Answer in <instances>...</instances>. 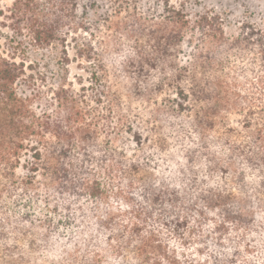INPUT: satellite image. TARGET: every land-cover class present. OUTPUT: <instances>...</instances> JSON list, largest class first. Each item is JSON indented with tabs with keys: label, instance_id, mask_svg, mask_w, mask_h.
I'll list each match as a JSON object with an SVG mask.
<instances>
[{
	"label": "trees",
	"instance_id": "trees-1",
	"mask_svg": "<svg viewBox=\"0 0 264 264\" xmlns=\"http://www.w3.org/2000/svg\"><path fill=\"white\" fill-rule=\"evenodd\" d=\"M53 1L14 0L36 48L58 39L40 19ZM168 11L131 26L130 99L87 31L92 106L68 86L65 43L54 114L17 90L24 62L0 54V264H262L246 237L264 221V30ZM195 40L214 46L182 63Z\"/></svg>",
	"mask_w": 264,
	"mask_h": 264
},
{
	"label": "rangeland",
	"instance_id": "rangeland-1",
	"mask_svg": "<svg viewBox=\"0 0 264 264\" xmlns=\"http://www.w3.org/2000/svg\"><path fill=\"white\" fill-rule=\"evenodd\" d=\"M53 2V7L49 10L47 3L43 2L42 7L45 12L40 19H44L47 25L58 30V39L50 45L36 48L27 31L28 22L20 21L13 15L14 0H0V54L12 57L16 62H24L25 75L23 80L17 82V90L31 99L32 108L36 112L45 111L49 114H54L56 111L53 92L61 77L58 65L62 60L60 58L63 57L61 42L65 43L68 57L67 77H65L68 86L77 94H81V88L87 89L90 86L91 72L96 70V64L93 61H85L77 53L79 47L81 48L84 31L90 34L99 51H103L113 90L125 100L130 99L129 87L121 65L133 54L132 47L135 40L130 37L134 35L131 26L139 21V18L151 16L152 13L158 21L167 22V18L171 16L168 10L175 9L185 14L191 25L203 14L215 15L230 35L236 34L243 23L264 30V0H167V2L165 0H54ZM193 35H195L194 30L188 33V36ZM213 46L214 42L211 40H207L204 44L195 40L192 44L183 45L182 63L190 61L192 53L197 49L205 54ZM29 64L33 67H29ZM32 76L36 80L27 86L29 77ZM85 94L87 104L92 106L94 102L90 97L89 89ZM101 107V112L105 113L106 106ZM246 239L251 240L256 247L253 260L263 264L264 221L261 214L257 215Z\"/></svg>",
	"mask_w": 264,
	"mask_h": 264
}]
</instances>
